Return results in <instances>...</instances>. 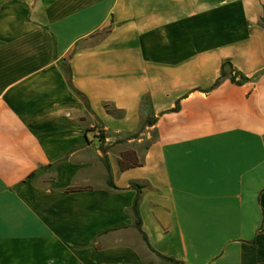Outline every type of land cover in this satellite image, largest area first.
<instances>
[{
    "label": "crops",
    "instance_id": "1",
    "mask_svg": "<svg viewBox=\"0 0 264 264\" xmlns=\"http://www.w3.org/2000/svg\"><path fill=\"white\" fill-rule=\"evenodd\" d=\"M0 264H264V0H0Z\"/></svg>",
    "mask_w": 264,
    "mask_h": 264
},
{
    "label": "trees",
    "instance_id": "2",
    "mask_svg": "<svg viewBox=\"0 0 264 264\" xmlns=\"http://www.w3.org/2000/svg\"><path fill=\"white\" fill-rule=\"evenodd\" d=\"M223 78H227L229 83L234 84V85H239V84H241V83L246 81V78H244L243 76H241V75H239L236 72L231 70L230 65H229V63L227 61L221 62L220 66H219L218 77L214 81V83L212 84L211 87L215 86ZM235 78H236V80H235ZM146 101H147L146 98L141 99V104L142 103L143 104L146 103ZM172 110H174V109H172ZM152 123H153V121H152L151 118H146L143 121L142 125H140L139 128L133 134L125 135L124 138L125 139H135V138H137L138 134L142 132L143 128L152 125ZM152 135L153 134L151 133L150 136L152 137ZM96 137H97V139L99 141H101L102 136L100 135L99 132L97 133ZM117 167H118V169H121V170L122 169H126L127 167H130V163L128 164V166L123 167L122 163L117 162ZM103 168H104L107 180H109V169H108L107 165L104 164ZM135 190H136L137 193L135 194V197H134V199L132 201V204H131V206L129 208V212H130L131 217H132L133 228L140 235L141 240L145 243V238H144L143 234L140 231V221H139V218H138V215H137V211H136V200H137V194H138V190L139 189L136 187ZM158 257L163 259V260H165V261H167V262H171L172 261V260H170L168 258H163V257H160V256H158Z\"/></svg>",
    "mask_w": 264,
    "mask_h": 264
},
{
    "label": "rangeland",
    "instance_id": "3",
    "mask_svg": "<svg viewBox=\"0 0 264 264\" xmlns=\"http://www.w3.org/2000/svg\"><path fill=\"white\" fill-rule=\"evenodd\" d=\"M137 151H139V150H137Z\"/></svg>",
    "mask_w": 264,
    "mask_h": 264
}]
</instances>
